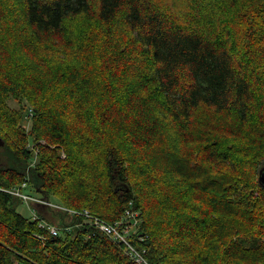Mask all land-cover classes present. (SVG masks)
Returning a JSON list of instances; mask_svg holds the SVG:
<instances>
[{
  "label": "trees",
  "instance_id": "trees-1",
  "mask_svg": "<svg viewBox=\"0 0 264 264\" xmlns=\"http://www.w3.org/2000/svg\"><path fill=\"white\" fill-rule=\"evenodd\" d=\"M0 138V187L132 203L150 264H264V0H0ZM23 204L0 190V264H136Z\"/></svg>",
  "mask_w": 264,
  "mask_h": 264
},
{
  "label": "built area",
  "instance_id": "built-area-1",
  "mask_svg": "<svg viewBox=\"0 0 264 264\" xmlns=\"http://www.w3.org/2000/svg\"><path fill=\"white\" fill-rule=\"evenodd\" d=\"M27 187V183L23 182L20 187L13 188H2L0 190L10 193L11 195L17 196L21 198L23 203L29 208L31 212V216L36 219V213L34 211V204H40L43 206H47L50 208L62 209L68 211L72 214H79L83 216L87 221L92 223L99 230L104 232L106 235L111 237L114 241L121 243L127 255L136 263V264H150L145 256L144 250H139L135 245L131 242V232H133L134 228L137 226L139 211L133 209L132 203H130V207L125 209L121 218H119L114 223L108 222L97 216L91 214L88 209H83L81 211L71 210L65 208L59 204L53 203L50 200H47L43 197L32 195L28 192H25L23 189ZM47 229L52 235H57L59 233V228L56 225H49Z\"/></svg>",
  "mask_w": 264,
  "mask_h": 264
},
{
  "label": "rangeland",
  "instance_id": "rangeland-1",
  "mask_svg": "<svg viewBox=\"0 0 264 264\" xmlns=\"http://www.w3.org/2000/svg\"><path fill=\"white\" fill-rule=\"evenodd\" d=\"M29 116H30V115H29ZM41 143H44V141L41 140ZM33 146H34V144H30V147H31V148H32ZM61 157H65V153H64L63 151L61 152ZM27 191H29V189H28ZM29 193L32 194V195H35V194H33L31 191H29ZM22 210H23V212H24L25 214H29V215H30L29 209H28V207H27L26 205L23 204V206H22ZM45 215H46L47 217H49L51 221H54L55 223L58 222L55 218H51V217L48 216L46 213H45ZM56 225L58 226V223H57Z\"/></svg>",
  "mask_w": 264,
  "mask_h": 264
},
{
  "label": "water",
  "instance_id": "water-1",
  "mask_svg": "<svg viewBox=\"0 0 264 264\" xmlns=\"http://www.w3.org/2000/svg\"><path fill=\"white\" fill-rule=\"evenodd\" d=\"M0 142H1V138H0ZM259 182L264 186V168L261 169L259 173Z\"/></svg>",
  "mask_w": 264,
  "mask_h": 264
}]
</instances>
